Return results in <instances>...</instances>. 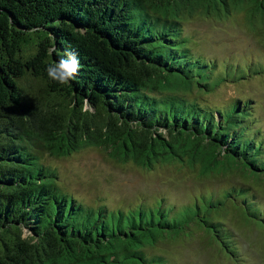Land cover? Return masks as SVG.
<instances>
[{"label": "trees", "instance_id": "16d2710c", "mask_svg": "<svg viewBox=\"0 0 264 264\" xmlns=\"http://www.w3.org/2000/svg\"><path fill=\"white\" fill-rule=\"evenodd\" d=\"M237 12L264 27V0H0V264H179L161 245L196 229L238 257L218 210L264 225L252 194L264 187V129L254 130L248 100L212 108L193 95L264 73V58L242 67L206 57L185 28L199 13ZM69 49L80 70L60 84L46 69ZM90 147L148 171L182 162L201 178L242 180L220 196L200 193L203 208L192 199L89 206L44 156Z\"/></svg>", "mask_w": 264, "mask_h": 264}, {"label": "rangeland", "instance_id": "374dc122", "mask_svg": "<svg viewBox=\"0 0 264 264\" xmlns=\"http://www.w3.org/2000/svg\"><path fill=\"white\" fill-rule=\"evenodd\" d=\"M200 14V15H199ZM186 20V32L192 35V48L206 57L226 59L235 57L242 67L247 62L264 58V27L251 25L242 12L232 13L224 19L199 13ZM242 58V59H241ZM243 75V74H242ZM196 96L203 105L212 108L225 107L231 100H248L254 106L259 119L254 130L264 129V73L244 72L242 79L224 83L215 93ZM253 101V102H252ZM44 162L59 170L60 185L74 197L89 206H107L109 209L137 207L140 204L161 203L173 206L192 199L204 204L201 194L220 196L226 189L239 185L242 178H201L190 164H159L152 170L141 169L134 164H124L113 159L104 148L90 147L68 157L44 156ZM252 186L259 206L264 209V187ZM258 193L261 194L258 195ZM197 197V198H196ZM222 229L230 228V240L238 244V257L213 246L210 248L199 229L192 235L177 239L178 243L161 245L159 252L167 253L172 263L179 264H264V225L259 221L243 220L232 206H224ZM226 213L231 215L225 216ZM236 215V217H235ZM239 258V261L236 259Z\"/></svg>", "mask_w": 264, "mask_h": 264}, {"label": "clouds", "instance_id": "9594fccd", "mask_svg": "<svg viewBox=\"0 0 264 264\" xmlns=\"http://www.w3.org/2000/svg\"><path fill=\"white\" fill-rule=\"evenodd\" d=\"M48 77L60 84H67L74 80L80 70L78 54L66 50L63 55L47 67Z\"/></svg>", "mask_w": 264, "mask_h": 264}]
</instances>
